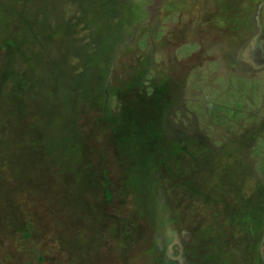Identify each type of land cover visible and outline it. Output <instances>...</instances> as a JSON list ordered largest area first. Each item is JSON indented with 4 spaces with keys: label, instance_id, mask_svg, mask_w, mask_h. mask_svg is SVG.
Wrapping results in <instances>:
<instances>
[{
    "label": "rangeland",
    "instance_id": "374dc122",
    "mask_svg": "<svg viewBox=\"0 0 264 264\" xmlns=\"http://www.w3.org/2000/svg\"><path fill=\"white\" fill-rule=\"evenodd\" d=\"M257 17L264 0H0V264H264ZM5 162L42 188L11 195Z\"/></svg>",
    "mask_w": 264,
    "mask_h": 264
},
{
    "label": "trees",
    "instance_id": "16d2710c",
    "mask_svg": "<svg viewBox=\"0 0 264 264\" xmlns=\"http://www.w3.org/2000/svg\"><path fill=\"white\" fill-rule=\"evenodd\" d=\"M100 15H98V17H95V16H93V18H94V20H96V19H99V18H103V17H101V16H103L101 13H99ZM117 33H119V31H114L113 33H112V36H110V37H113V36H118L119 34H117ZM109 37V38H110ZM102 51V50H101ZM108 51L107 50H103L102 51V54L103 55H105L106 53H107ZM94 56H97V54L96 53H94L93 54ZM102 57V56H101ZM104 57V56H103ZM100 64H98L97 66L98 67H101V68H104V71H106L105 72V74H104V76H103V80H101V81H104V79L106 78V76H107V74H109V69H110V63H106V65H102V66H99ZM94 66V65H93ZM97 68V67H96ZM95 67H92V69H95L96 71H97V69H96ZM93 77H91V79H92ZM106 80H107V78H106ZM12 96V97H11ZM9 98L11 99V100H16V99H19L20 98V96H18V95H11ZM7 100V98L3 101V103L5 102ZM2 103V104H3ZM19 116H20V118L21 119H23L24 118V115L22 114V113H19ZM120 125H118V127H117V129H118V133H119V135H121V133H122V131H121V127H119ZM25 129V126H22L21 127V131L22 130H24ZM115 129V128H114ZM123 141V140H122ZM124 145V144H123ZM126 147V146H125ZM69 153V150H66L65 151V155H67ZM71 153H75L76 155H78L79 154V149H77V147L75 146V147H73L71 150H70V153H69V155L71 154ZM126 153H128V152H126ZM25 156H27V157H29V155L25 152ZM126 158H129V157H126ZM154 159V157H151L150 159H149V162L150 161H152ZM24 160V159H23ZM124 160H125V158H124ZM123 159H122V161H124ZM193 160H195V159H193ZM127 161V160H126ZM133 161H135V162H137L135 159L133 160ZM163 161V160H162ZM195 162H196V160H195ZM11 163V162H10ZM189 163H192V161H190ZM153 165V164H152ZM195 165H196V163H195ZM28 166H29V163H28ZM148 164H145V162L143 163V165H142V168H141V170H140V172H139V174H138V176H136V175H134V174H131V176H128V173H126V175H127V177H128V179H127V184H129V185H131V184H135V182L136 183H138L139 185L142 183V180H147L148 178H147V175H146V172L145 171H147L148 170ZM8 168V167H10V169L11 170H9V174H6L5 175V177H4V179L3 180H1L2 181V185L4 186V188L5 187H8L7 189H9L10 190V193H11V195H16L15 193H17L18 195L17 196H20L21 194L22 195H24V194H27V193H29V191H37V189H39V188H42V187H37V188H29L28 187V184H27V179H26V177H25V175H23V172L21 171V170H18V169H16L15 167H14V165L11 163V164H9L8 162H5V166H4V168ZM41 167V164H40V162H37L35 165H30V173H33V174H35V173H37L38 171H39V168ZM151 168H152V166H151ZM9 169V168H8ZM32 169H34V171L32 172ZM90 172V175L92 176V177H95L96 176V172H94L93 170H89ZM142 173H144V174H142ZM100 174H101V177L104 179V180H106V178H107V176H106V174H105V172L102 170L101 172H100ZM96 178V177H95ZM150 178V177H149ZM132 185V186H133ZM2 186V187H3ZM28 187V188H27ZM130 187V186H129ZM44 188V187H43ZM4 192H7L6 190L4 191ZM10 201H13V202H15L16 200H14L13 198L12 199H10L8 202H10ZM7 207H8V210H11L10 209V207L8 206V203H7ZM6 219H9L8 218V215H7V218ZM2 228V227H1ZM19 230L17 229V228H15V232H18ZM245 231V233H247L246 232V229L244 230ZM203 234H205V236H209L208 237V239H210V240H213V241H216L217 240V238H220L219 237V230H217V231H211V235H208L209 234V231H204V232H202V235ZM215 239V240H214ZM201 241H206V239L205 238H203V240H201ZM208 243V242H207ZM206 243V245H205V248L203 249V252H206L207 250H210L211 249V251H212V248H210V247H208L207 244ZM251 243L253 244L254 243V239L251 241ZM250 243V244H251ZM200 243H195V247L197 246V245H199ZM220 244V243H219ZM249 244V245H250ZM232 245H234V244H232ZM217 246V245H216ZM235 247V246H234ZM214 250H216L217 248L216 247H214L213 248ZM213 250V251H214ZM254 253V258H255V252H253ZM210 263V262H209ZM211 264V263H210Z\"/></svg>",
    "mask_w": 264,
    "mask_h": 264
},
{
    "label": "flooded vegetation",
    "instance_id": "af4514ba",
    "mask_svg": "<svg viewBox=\"0 0 264 264\" xmlns=\"http://www.w3.org/2000/svg\"><path fill=\"white\" fill-rule=\"evenodd\" d=\"M263 12V11H262ZM257 20H258V22H259V31H257V34L254 36V38L255 37H257V38H259L260 39V42L261 41H263V35H264V28H263V25H262V23H261V20H263V17H257ZM260 26H261V28H260ZM262 36V37H261ZM262 44V43H261ZM253 47V46H252ZM257 50L256 51H260L261 52V50H260V48H259V44L257 45V47H255ZM263 58V59H262ZM260 59H262L261 61H260V63H264L263 61H264V57H263V55H262V53H261V55H260Z\"/></svg>",
    "mask_w": 264,
    "mask_h": 264
}]
</instances>
